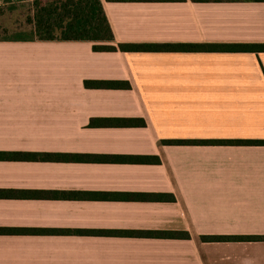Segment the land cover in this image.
<instances>
[{
	"label": "crops",
	"instance_id": "0c3cea01",
	"mask_svg": "<svg viewBox=\"0 0 264 264\" xmlns=\"http://www.w3.org/2000/svg\"><path fill=\"white\" fill-rule=\"evenodd\" d=\"M101 1L115 43H264V0ZM236 139H264V51L0 39V264H264L200 238L264 236V144L163 142Z\"/></svg>",
	"mask_w": 264,
	"mask_h": 264
},
{
	"label": "trees",
	"instance_id": "16d2710c",
	"mask_svg": "<svg viewBox=\"0 0 264 264\" xmlns=\"http://www.w3.org/2000/svg\"><path fill=\"white\" fill-rule=\"evenodd\" d=\"M4 0L3 3H5ZM12 3L28 1L24 25L27 32L0 36L2 40H88L94 50L124 51H264V43H115L112 29L101 0H9ZM3 7L0 5V15ZM5 30V29H3ZM85 86L127 88L121 80H84ZM93 125H142L138 118H95ZM164 143H248L264 144V139L253 140H163ZM203 241L253 240L261 235H201Z\"/></svg>",
	"mask_w": 264,
	"mask_h": 264
},
{
	"label": "rangeland",
	"instance_id": "374dc122",
	"mask_svg": "<svg viewBox=\"0 0 264 264\" xmlns=\"http://www.w3.org/2000/svg\"><path fill=\"white\" fill-rule=\"evenodd\" d=\"M2 2L4 0H0V5L3 7L2 14L0 15V36L3 34H17V32L26 33L27 26L24 25L23 21L26 10L30 7H28L30 2L22 1L12 3L9 0H6L3 4Z\"/></svg>",
	"mask_w": 264,
	"mask_h": 264
}]
</instances>
